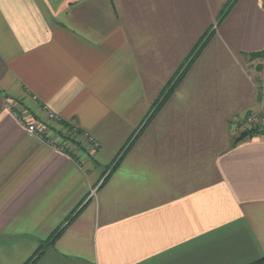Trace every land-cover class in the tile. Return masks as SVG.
Returning a JSON list of instances; mask_svg holds the SVG:
<instances>
[{
  "label": "crops",
  "instance_id": "crops-1",
  "mask_svg": "<svg viewBox=\"0 0 264 264\" xmlns=\"http://www.w3.org/2000/svg\"><path fill=\"white\" fill-rule=\"evenodd\" d=\"M231 1L0 0V264L58 231L36 264L264 258V136L235 128L264 106V0Z\"/></svg>",
  "mask_w": 264,
  "mask_h": 264
},
{
  "label": "built area",
  "instance_id": "built-area-1",
  "mask_svg": "<svg viewBox=\"0 0 264 264\" xmlns=\"http://www.w3.org/2000/svg\"><path fill=\"white\" fill-rule=\"evenodd\" d=\"M10 110L18 119H20L21 123L27 128L30 134L37 137H44V135L49 131L48 125H45L41 121L30 119L26 114L21 115V112L23 111L22 109L10 106ZM47 112V122L59 121V118L56 115L50 111ZM70 124L71 123H68L69 127H66V131H68V137H70V139L71 137L74 139L79 136V132L77 127ZM71 128L72 130H70ZM235 128L236 131L239 132V136L243 132L249 133L250 131H253L255 135L264 136V106L260 112L250 113L245 117L238 119L235 122ZM82 136L83 140L81 139V143L90 151L100 148V144L89 134L84 133Z\"/></svg>",
  "mask_w": 264,
  "mask_h": 264
},
{
  "label": "trees",
  "instance_id": "trees-1",
  "mask_svg": "<svg viewBox=\"0 0 264 264\" xmlns=\"http://www.w3.org/2000/svg\"><path fill=\"white\" fill-rule=\"evenodd\" d=\"M236 0H232L228 6L225 8L224 13L222 14V18H224L227 13L230 11V9L232 8L233 4L235 3ZM208 37L210 35H207ZM207 42V37H205L203 39V41L200 43V45L198 46V48L196 49V51L194 52V54L192 55V58H190V62L186 65L184 71L182 73H180V75H182L183 73H185V71L188 69V67L190 66V64L193 62V60L197 57L198 53L202 50V48L205 46V43ZM252 60H258V59H264V52L263 53H257V54H253L251 55ZM176 82L173 84H170V86L168 87V89L165 91L164 95L162 96L161 100L164 101L168 95L172 92V90L174 89ZM158 102V104H161V102ZM158 107H154V110L157 109ZM61 124L66 128L69 127L67 122H62L60 121ZM72 130V128L70 129ZM255 136V133L253 131L249 132V137H253ZM70 140V137L67 138ZM71 220V219H70ZM59 234V231L52 237V241H48L46 243H44L41 248L38 250V252L36 253V255L27 263V264H36L40 258L42 257V255L45 253L46 249L54 242L55 238H57ZM254 264H264V258L261 259L260 261L254 263Z\"/></svg>",
  "mask_w": 264,
  "mask_h": 264
},
{
  "label": "water",
  "instance_id": "water-1",
  "mask_svg": "<svg viewBox=\"0 0 264 264\" xmlns=\"http://www.w3.org/2000/svg\"><path fill=\"white\" fill-rule=\"evenodd\" d=\"M249 137V133L248 132H243L241 133V135L236 139L237 143H240L242 141H244L245 139H247Z\"/></svg>",
  "mask_w": 264,
  "mask_h": 264
},
{
  "label": "rangeland",
  "instance_id": "rangeland-1",
  "mask_svg": "<svg viewBox=\"0 0 264 264\" xmlns=\"http://www.w3.org/2000/svg\"><path fill=\"white\" fill-rule=\"evenodd\" d=\"M263 89H264V87H263ZM263 91H264V90H263ZM39 121H40V120H39ZM46 121H47V120H46ZM41 122H42V121H41ZM42 123H43V122H42ZM58 123H59V122H57V121H53V122H50V121H49V122H47V125H48L49 130H52V129H51V125H52V124H58ZM64 128H65V127H64ZM65 129H66V128H65ZM82 140H83V139H82ZM79 141H80V140H79Z\"/></svg>",
  "mask_w": 264,
  "mask_h": 264
}]
</instances>
